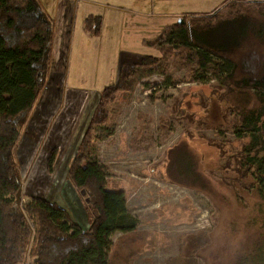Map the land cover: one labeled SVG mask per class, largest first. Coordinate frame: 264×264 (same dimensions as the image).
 I'll return each instance as SVG.
<instances>
[{
  "label": "rangeland",
  "instance_id": "374dc122",
  "mask_svg": "<svg viewBox=\"0 0 264 264\" xmlns=\"http://www.w3.org/2000/svg\"><path fill=\"white\" fill-rule=\"evenodd\" d=\"M38 1L56 20L55 29L60 32L66 15L75 14L78 27L86 11L103 13L86 0ZM92 1L125 7L138 1L136 7H142L148 2ZM239 1L208 0L203 9L216 4L219 10L198 15L212 16L204 17L212 23L245 16L255 19V24H264V0ZM110 12L109 8L105 12L106 33L101 39L83 42L82 33L76 31L67 59V87L64 64L61 59L53 61L50 50L47 79L21 125L14 150L21 179L19 204L32 197L55 200L70 217L75 214L85 229L92 217L88 194L72 187L68 169L91 118L98 108H104L110 133L91 144L107 168L106 188L123 192L128 212L138 220L134 232L112 236V264H236L254 256L264 222V203L247 190L248 179L236 173L239 152L247 140L236 139L230 131L235 114L231 106L236 110L253 104L250 92L244 95L238 88L221 86L217 70L208 71L205 82L193 81V60L179 54L177 60H170L167 74L147 77L130 93L105 99L100 94L103 87L115 81L111 69L119 59H129L125 55L120 58L123 52L135 53V61L143 55L160 56L151 48L131 45L134 31H118L115 18H109L118 15ZM120 15L119 25L131 18L138 22L131 15ZM155 20L163 22V28L178 21L167 16L145 18ZM231 59L237 80L248 73L255 75L264 59V39L250 37ZM177 112L181 117H175ZM180 143L197 157L204 188L182 187L168 178V154ZM68 200L72 207L65 204Z\"/></svg>",
  "mask_w": 264,
  "mask_h": 264
},
{
  "label": "trees",
  "instance_id": "16d2710c",
  "mask_svg": "<svg viewBox=\"0 0 264 264\" xmlns=\"http://www.w3.org/2000/svg\"><path fill=\"white\" fill-rule=\"evenodd\" d=\"M204 17L212 16L188 14L165 27L146 42L160 56L123 60L117 81L104 86L100 94L112 100L116 94L130 93L137 82L167 74L170 60H177L179 54L193 60V81L205 82L208 71H219L221 86L238 88L244 95L250 92L254 101L236 110L231 106L235 114L230 131L236 139L247 140L239 152L236 173L248 179L247 190L264 203V59L255 75L248 73L240 80L235 78L236 64L231 59L250 37L264 39V24H255V19L245 16L215 23ZM102 25L99 15H89L83 21L84 31L96 38ZM52 29L38 0H0V264H112V236L134 232L138 220L128 212L124 193L106 188L107 168L91 144L110 133L104 108H98L91 118L68 169L72 187L88 194L92 213L88 228L47 199L32 197L19 204L21 179L14 150L21 125L47 79ZM175 117H181L180 113ZM54 159L52 155L48 160L50 171ZM198 162L180 143L168 154L167 176L182 187L204 188ZM259 231L254 256L236 264H264V222Z\"/></svg>",
  "mask_w": 264,
  "mask_h": 264
},
{
  "label": "crops",
  "instance_id": "0c3cea01",
  "mask_svg": "<svg viewBox=\"0 0 264 264\" xmlns=\"http://www.w3.org/2000/svg\"><path fill=\"white\" fill-rule=\"evenodd\" d=\"M116 1H118V0H116ZM207 1L208 0H148L147 4L142 6V7H136L138 2H141V1H138V2H136V4L130 5L129 7H125V6H119V5L108 6V5H105L103 3L105 1L95 2L92 0H86L85 3H87L88 5L94 6L97 8L98 7L102 8L103 13H101V14H100V12L99 13H88L86 11V13H84V15H82L83 17L81 18V21H80V24L78 27H76L75 14H73L72 16L66 15V17L63 20L61 32L57 31L55 29L54 24H56L55 23L56 20L53 19L51 15H48L46 13L44 6L41 3H40V5L53 23L51 45H50L51 50H52V60L55 62H57L60 59L62 60V63L64 64V67H63L64 72L62 75L64 76V81H65V72L67 74V67L69 64L67 59L69 58L70 46H71V43L75 39L76 31L77 32L79 31V34L82 33L81 34L82 41L88 42V43L95 41V39L96 40L101 39L104 36V33H106L105 27L102 25V31H101L100 37L96 38V37H92L89 34H87L84 31V26H83V21L87 16L99 15L102 17V21H103V20H105V17H106L105 12L109 8V9H111V12H110L111 15H118V16H109V18H111V17L115 18V26H118V31L124 30L125 28H129V30L134 31V35H132V40L130 42L131 45L133 43H135L136 47H138V48L147 47V48H151V50H155L154 48L147 46L146 42H150V41L154 40L156 38V36H158V34L165 27L163 28V22L161 23L160 21H156V20L155 21H145V18L154 20V18H156V17L160 18L163 16H167V17H171V18H174L175 20L179 21L183 16L188 15V14H205V13H208L210 11L218 9L216 4L212 5L211 9H209L208 6L206 7V9H203L202 7L205 5L204 2L207 3ZM216 1L217 0H215V2ZM122 5H124V4L122 3ZM104 9H105V11H104ZM114 10L119 11V13L115 12ZM203 10H205V11H203ZM122 13L135 17L136 19H138V22L133 21L131 18L129 20H124L123 23L121 25H119L118 19L121 17L120 14H122ZM143 19H144V22L142 21ZM73 24H75L74 30H73ZM173 24H175V23H173ZM173 24H171V25H173ZM168 26H170V25H168ZM141 33L148 34V35L147 36L146 35H140ZM147 37H149V39ZM109 38L111 40H113L112 34H109ZM118 44H119L118 48L121 51H124L123 46L120 43H118ZM128 53L129 54H126V52H123L121 54L120 58L125 55L126 58H129L128 60H126L127 62H129V61L132 62V61H135L137 59V58L133 57V56H135V53H130V52H128ZM156 53H157V51H156ZM121 61L122 60L119 59V63L116 64V67L114 66L113 69H111V73H113L115 76L114 82L117 81L118 68H119ZM64 86H66V81L64 83ZM73 151H74V149L72 150V153H73ZM63 195L66 196V194H63ZM48 200L51 201L52 199L48 198ZM52 202L57 203V201H55V200ZM71 203H72V200H68V202L65 204L70 205L72 207ZM57 204L59 206L63 207L61 204H59V203H57ZM75 212H76V210H75ZM84 217H86V216L84 215ZM73 218L78 224H80V225L82 224L81 221L76 217L75 214H74ZM88 224H89V222L87 223V225L85 227L86 229L88 228Z\"/></svg>",
  "mask_w": 264,
  "mask_h": 264
}]
</instances>
